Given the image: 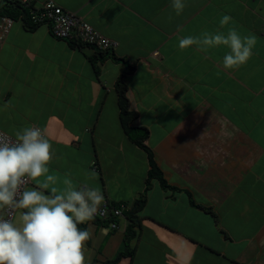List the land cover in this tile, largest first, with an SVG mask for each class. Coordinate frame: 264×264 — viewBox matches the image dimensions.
<instances>
[{"label": "crops", "instance_id": "1", "mask_svg": "<svg viewBox=\"0 0 264 264\" xmlns=\"http://www.w3.org/2000/svg\"><path fill=\"white\" fill-rule=\"evenodd\" d=\"M53 1L118 42L109 53L133 67L125 77L133 125L148 129L169 185L151 181L134 255L117 264L264 263V0H185L179 15L170 0ZM224 14L232 22L221 27ZM229 28L257 37L237 68L223 67L226 46L178 47L181 36ZM95 56L90 45L53 37L47 23L27 29L15 19L0 45V130L15 137L41 127L61 187L66 175L76 185L87 179L104 200L131 203L149 164L119 123L114 83L125 64H93ZM85 224L104 236L100 251L116 243L107 224ZM126 224L122 216L111 230L120 242Z\"/></svg>", "mask_w": 264, "mask_h": 264}, {"label": "clouds", "instance_id": "2", "mask_svg": "<svg viewBox=\"0 0 264 264\" xmlns=\"http://www.w3.org/2000/svg\"><path fill=\"white\" fill-rule=\"evenodd\" d=\"M170 6L179 15L185 0H170ZM230 22L228 14L219 21L221 27ZM256 41L255 35L229 28L181 36L178 47L207 53L226 46L221 63L234 69L249 61ZM52 158V144L39 126L21 128L14 140L0 137V264H85L84 245L91 234L79 225L94 219L104 194L87 179L76 185L67 175L61 187L50 171Z\"/></svg>", "mask_w": 264, "mask_h": 264}, {"label": "trees", "instance_id": "3", "mask_svg": "<svg viewBox=\"0 0 264 264\" xmlns=\"http://www.w3.org/2000/svg\"><path fill=\"white\" fill-rule=\"evenodd\" d=\"M33 7H34L33 2H31L28 5H22L16 0H0V14L10 16L11 18H13V20L20 19L27 29H32L36 25L41 24V23H34L31 19L30 13ZM115 49L116 48L104 49V50L97 49L98 56H95V58L92 61L94 64L97 62V60L100 61L105 58L111 57L112 59L120 60L125 64V69L117 77L114 83V88L117 95L119 123L123 132L128 137V139L137 147L145 151L147 156V161L149 164V169L145 177L144 188L139 193L138 197L135 200H133L131 203L128 202L123 203L126 206V209L123 211V216L127 219V224L124 228L120 245L118 246L112 257L102 261V264H117L122 258H126V257L131 258L134 255L135 247L131 245V241L137 238L138 235L137 230L140 228L139 213L146 202V196L148 190L151 187V181L153 179H157L159 180V182L163 187H169V185H167L166 181L162 177L161 171L159 170L158 166L155 163L151 149L146 143L149 134L148 129L145 126L133 125V121L135 120L137 114L136 111L130 109L129 100L126 95L127 85L125 83V77L133 69V67L124 58H119L109 53ZM96 68L97 67L95 66V69ZM95 166L96 167L94 168V170L97 169V165ZM108 204L116 207L121 203L108 202ZM121 217L122 216H114L111 214V216L108 217L107 219L94 218L92 219V221L99 222L100 224H105V225L107 224L106 226H109L110 228H111L110 223H115L116 226L114 228H111L112 230H114L119 227L118 220ZM79 227L87 228L85 223L79 225Z\"/></svg>", "mask_w": 264, "mask_h": 264}, {"label": "built area", "instance_id": "4", "mask_svg": "<svg viewBox=\"0 0 264 264\" xmlns=\"http://www.w3.org/2000/svg\"><path fill=\"white\" fill-rule=\"evenodd\" d=\"M22 5H28L36 0H16ZM35 5V4H34ZM34 23H47L50 33L53 37L78 42L93 46L97 49H114L118 46V42L113 40L99 30L94 28L87 21L81 19L73 12L63 8L53 0H41L37 6H34L30 13ZM14 20L10 16L0 14V45L4 42ZM36 126V125H35ZM0 137L8 140H14L15 137L0 130ZM93 164V168H95ZM126 209L125 204L114 207L108 204L106 200L100 206V211L94 218L107 219L112 215L123 216V211ZM111 228H114L115 223H110ZM256 264H264L263 262Z\"/></svg>", "mask_w": 264, "mask_h": 264}, {"label": "rangeland", "instance_id": "5", "mask_svg": "<svg viewBox=\"0 0 264 264\" xmlns=\"http://www.w3.org/2000/svg\"><path fill=\"white\" fill-rule=\"evenodd\" d=\"M103 230L110 232V235H113L114 240L116 243L110 244L108 248H104L103 251H100V247H102L106 240H104V236L102 234L96 235L92 229L89 230L90 232V240L88 242H85L84 248H85V264H102V261H97L96 258H99L100 260L105 258H110L118 248L119 246V233H114L115 231H111L112 229L109 226H103ZM118 231V230H116ZM116 246V249H115ZM99 249V250H98Z\"/></svg>", "mask_w": 264, "mask_h": 264}]
</instances>
